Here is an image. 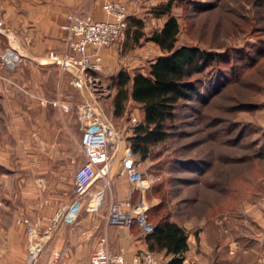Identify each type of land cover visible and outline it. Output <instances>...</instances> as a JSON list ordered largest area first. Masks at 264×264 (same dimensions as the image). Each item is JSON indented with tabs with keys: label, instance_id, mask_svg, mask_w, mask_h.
I'll return each instance as SVG.
<instances>
[{
	"label": "rangeland",
	"instance_id": "1",
	"mask_svg": "<svg viewBox=\"0 0 264 264\" xmlns=\"http://www.w3.org/2000/svg\"><path fill=\"white\" fill-rule=\"evenodd\" d=\"M97 1L101 6L106 1H123L129 5L130 15L123 35L111 47L101 49L103 69L96 75L101 88H94L98 91L95 100L76 88L71 79L77 94L64 99L65 104L56 101L68 130V162L76 170L85 162L79 147L82 131L75 124L84 104H94L111 121L119 153L125 155L130 147L129 138L143 119V111L129 102L123 116L113 115L112 77L121 70L131 75L147 73L150 63L162 55L157 45L145 39L130 48L127 32L133 20L143 21L148 35L161 29L166 16L157 17L154 9L169 2L84 0L82 7L70 14L88 19ZM172 15L180 25L178 46L216 53L220 61L203 66L190 78L198 92L179 104L168 140L153 147L143 161L132 157L147 183L149 221L155 224L168 214L189 235L205 234L207 252L199 247L204 255L201 264H257L258 258L264 260V242L255 240L264 235L255 222L264 202V156H258L264 155V0H183L173 4ZM7 49L13 48L1 53ZM3 123L0 118V136L6 134ZM20 143L23 150L28 149L25 140ZM34 147L41 150L43 143L37 141ZM242 236L241 245L235 238ZM252 248L255 253L251 254ZM154 255L164 261L161 253Z\"/></svg>",
	"mask_w": 264,
	"mask_h": 264
},
{
	"label": "crops",
	"instance_id": "2",
	"mask_svg": "<svg viewBox=\"0 0 264 264\" xmlns=\"http://www.w3.org/2000/svg\"><path fill=\"white\" fill-rule=\"evenodd\" d=\"M83 3L84 0H3L0 5V53L10 46L23 56L17 70L5 69L0 63V118L6 130L0 136V264H32V248L37 251L33 264H89L104 235L108 236L111 251H123L128 261L150 251L146 235L137 225L127 228L110 225L107 220L114 204L123 209L150 205L146 180L143 187L130 182L122 153L116 152L107 176L97 178L79 206L75 205L74 176L83 164L76 170L68 162V130L61 122L56 101L65 104L64 99L71 100L77 93L71 87L72 72H62L49 56L66 51V33L61 27ZM100 4L101 1L93 4L88 19H108ZM94 88L88 85L82 89L90 100H95L98 92ZM75 122L81 130L80 120ZM22 140L28 149H22ZM37 141L43 143L41 150L34 147ZM131 161L140 171V164ZM263 203L257 208L255 222L264 230ZM74 211L76 217L71 219ZM243 238L235 239L242 245ZM255 240L263 243L264 235ZM206 241L203 233L189 235L185 263L201 264L204 255L199 247L207 252ZM238 242L234 244L238 246ZM251 250V254L255 253L254 248ZM257 264H264V260L258 258Z\"/></svg>",
	"mask_w": 264,
	"mask_h": 264
},
{
	"label": "built area",
	"instance_id": "3",
	"mask_svg": "<svg viewBox=\"0 0 264 264\" xmlns=\"http://www.w3.org/2000/svg\"><path fill=\"white\" fill-rule=\"evenodd\" d=\"M103 10L108 16L106 20H90L80 14H70L62 26L66 33V52L63 55L51 54L49 60L64 71L72 72L73 84L79 90L84 87H100V81L94 75L103 69L101 49L109 48L123 35L128 27L129 5L123 1H106ZM23 60L22 54L15 49H7L0 54V63L8 69H15ZM101 109L84 104L79 108L82 137L79 147L85 158L83 165L74 176L76 204L87 194L89 187L101 177L105 178L113 156L118 151L116 131L108 119L104 117ZM135 122L136 119H133ZM113 151V152H112ZM132 151L127 148L123 162L133 160ZM129 180L133 185L143 187V173L135 165L126 168ZM110 185V181L106 182ZM75 211L70 216L75 219ZM108 223L131 228L139 227L144 235L154 232L155 224L151 223L147 215V207L138 205L135 208L123 209L120 204H114L109 211ZM30 262L35 261V248H32ZM89 264H166L159 261L151 251L138 253L131 260H126L124 252L114 254L109 247L108 236L104 235L99 240V248L91 255Z\"/></svg>",
	"mask_w": 264,
	"mask_h": 264
},
{
	"label": "trees",
	"instance_id": "4",
	"mask_svg": "<svg viewBox=\"0 0 264 264\" xmlns=\"http://www.w3.org/2000/svg\"><path fill=\"white\" fill-rule=\"evenodd\" d=\"M169 0L154 9L157 17L166 16L163 27L150 35L144 31L141 20H133L127 32L132 41L130 48L140 45L142 39L152 42L162 55L150 63L147 73L136 72L133 75L121 70L112 77L115 95L113 97V115L123 116L129 102L138 104L143 111V119L133 127L129 144L133 156L142 161L147 159L153 147L168 140L170 124L176 118V109L184 100H190L198 91L190 78L203 66L219 63L216 53L192 46H178L180 25L172 15L175 2ZM262 157L264 155H258ZM161 208V206L159 207ZM149 219V216H148ZM188 233L185 227L163 214L155 223L154 232L147 234L145 240L150 251L164 253L166 264L185 263L189 250Z\"/></svg>",
	"mask_w": 264,
	"mask_h": 264
},
{
	"label": "water",
	"instance_id": "5",
	"mask_svg": "<svg viewBox=\"0 0 264 264\" xmlns=\"http://www.w3.org/2000/svg\"><path fill=\"white\" fill-rule=\"evenodd\" d=\"M53 63H55V61H53ZM130 167H132V161L131 160H129L127 163V168H130Z\"/></svg>",
	"mask_w": 264,
	"mask_h": 264
}]
</instances>
